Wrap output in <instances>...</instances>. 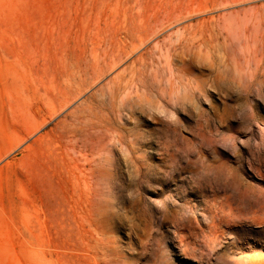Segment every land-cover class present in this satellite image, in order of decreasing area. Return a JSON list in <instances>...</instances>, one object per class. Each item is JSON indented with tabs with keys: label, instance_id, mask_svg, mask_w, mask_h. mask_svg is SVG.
I'll use <instances>...</instances> for the list:
<instances>
[{
	"label": "rangeland",
	"instance_id": "rangeland-1",
	"mask_svg": "<svg viewBox=\"0 0 264 264\" xmlns=\"http://www.w3.org/2000/svg\"><path fill=\"white\" fill-rule=\"evenodd\" d=\"M232 181L264 200V0H0V264H264Z\"/></svg>",
	"mask_w": 264,
	"mask_h": 264
},
{
	"label": "bare ground",
	"instance_id": "bare-ground-1",
	"mask_svg": "<svg viewBox=\"0 0 264 264\" xmlns=\"http://www.w3.org/2000/svg\"><path fill=\"white\" fill-rule=\"evenodd\" d=\"M194 9V8H193ZM195 10V9H194ZM163 14V13H162ZM181 20V19H180ZM162 21V20H161ZM165 21V20H164ZM160 22V21H159ZM158 22V23H159ZM173 22V21H172ZM181 22V21H180ZM145 23V22H144ZM147 23V22H146ZM161 23V22H160ZM163 23V22H162ZM150 24V23H149ZM149 24H148V26H149ZM146 25V24H145ZM162 25V24H161ZM147 26V27H148ZM136 27V26H135ZM146 27V28H147ZM152 27V26H151ZM221 28V27H220ZM137 29V28H136ZM148 29H149V27L146 29V31H148ZM260 29V28H259ZM129 30H132L131 28L129 29ZM128 30V31H129ZM140 30V29H139ZM139 30H136V31H138L139 32ZM163 30V28L161 29V31ZM145 31V32H146ZM160 31V30H159ZM126 32V31H125ZM144 32V31H143ZM152 32H154V30L152 31ZM151 32V33H152ZM156 32V31H155ZM158 32V31H157ZM129 33V32H128ZM127 33V34H128ZM131 34L130 35H132V33H135V32H130ZM139 33H141V31L139 32ZM150 33V34H151ZM122 34H124V33H122ZM126 34V33H125ZM124 34V36H126ZM149 34V35H150ZM153 34H155V33H152V35ZM158 34H159V32H158ZM129 35V34H128ZM129 35V37L131 38L132 36H133V39H134V35H132V36H130ZM148 35V34H147ZM148 35V36H149ZM156 37V36H155ZM186 37V36H185ZM128 38V37H127ZM127 38H126V40H127ZM138 38V37H137ZM152 38V37H151ZM151 38H149V40L151 39ZM129 39V38H128ZM132 39V38H131ZM131 39H129L130 41H131ZM148 40V39H147ZM105 44L108 42V39L106 40L105 39ZM109 41H110V39H109ZM128 41V40H127ZM102 41H100V42H98V44L101 46V43ZM114 42H116V41H114ZM129 42V41H128ZM127 43V42H126ZM145 43V42H144ZM94 44V43H93ZM97 44V43H96ZM97 44V45H98ZM95 45V44H94ZM108 44H106V46H107ZM110 46H114L113 44H109ZM145 45V44H144ZM99 46V47H100ZM105 46V45H104ZM103 46V47H104ZM105 46V47H106ZM98 47V46H97ZM102 47V46H101ZM102 47V48H103ZM104 47V48H105ZM109 47V46H108ZM115 47V46H114ZM102 48H100V50H102ZM159 48V47H158ZM94 49H96V47H94ZM107 49V48H106ZM106 49H103V52H102V54H100V52H99V56L98 55H94V56H96L97 58H96V64H101V62L100 61H102L103 62V64H106V65H108V66H112L111 68H113L114 66H116L118 63L116 62V58L115 59H112L111 61H107L108 60V57H109V52H111V50L112 49H110V51H109V49H108V51L106 50ZM148 49V48H147ZM105 50V51H104ZM171 50H172V47L171 48H168V50L166 51V52H162V56H163V58H164V60H163V63H164V65L162 66V68H164V69H166V70H168V72H169V74H170V80H171V83L173 82V84H175V82L176 81H174V80H176V77H179V76H176V72H179L180 73V68H178V67H176V64H175V61H174V59H173V57H172V53H171ZM96 52L98 51L97 49L95 50ZM146 51V50H145ZM135 52V51H134ZM111 53H113V52H111ZM142 56H144V52H142V53H140V58L142 57ZM110 58V57H109ZM91 59H93L92 57H91ZM153 59V58H152ZM229 59V58H228ZM86 61V60H85ZM88 61H89V59H88ZM92 61V60H91ZM119 61H121V59L119 60ZM118 61V62H119ZM152 62H154L153 60H152ZM228 62H229V60H228ZM89 63V62H88ZM91 63V62H90ZM89 63V64H90ZM92 65H93V63H91ZM82 66V65H81ZM90 66V68L91 67H94V65L93 66H91V65H89ZM97 66V65H96ZM261 66V65H260ZM84 67V66H83ZM99 67V66H98ZM101 68H98V70L99 69H102V66H100ZM87 67H85V69H86ZM107 68H110V67H107L106 66V69ZM88 69V68H87ZM86 69V70H87ZM95 69V68H94ZM104 69V68H103ZM116 69V68H115ZM83 70V69H82ZM85 70V71H86ZM89 70V69H88ZM87 70V71H88ZM137 70V69H136ZM135 70V71H136ZM176 70H178V71H176ZM84 71V72H85ZM87 71H86V73H87ZM92 71H93V68H92ZM94 71H97V68L94 70ZM183 71V70H182ZM167 72V73H168ZM85 73V74H86ZM99 73V72H98ZM88 74H91V75H95L96 76V73H88ZM100 74V73H99ZM102 74H104L103 72H102ZM101 74V75H102ZM91 75H89V77L91 76ZM183 75L185 76L186 75V73L185 72H183ZM189 75V74H188ZM84 76V75H83ZM85 77H86V75H85ZM91 77H93V76H91ZM90 77V78H91ZM99 77V76H98ZM135 77H137V76H135ZM95 78V77H94ZM93 78V79H94ZM183 78H185V77H183ZM92 79V80H93ZM137 79V78H136ZM132 80V79H131ZM123 81V80H122ZM186 81V80H185ZM185 81H183V83L185 82ZM191 82V81H190ZM97 84H99V83H97ZM123 84V83H122ZM184 85H185V83H184ZM187 85V84H186ZM129 83L127 84V85H118V86H116L115 87V89L113 88V90H116L119 94H121L123 91L125 92V94L127 95L128 94V92H127V90L129 89ZM91 87V86H90ZM104 89V88H103ZM105 91V90H104ZM84 92V91H83ZM102 92H103V90H102ZM104 93H106V92H104ZM109 93V92H108ZM107 93V94H108ZM73 94V93H72ZM110 96V95H109ZM117 97V96H116ZM113 100V99H112ZM111 100V101H112ZM90 102V101H89ZM112 103H113V101H112ZM61 123V122H60ZM94 128V127H93ZM96 128V127H95ZM99 129V128H98ZM102 146H104V145H102ZM101 147V146H100ZM105 147V146H104ZM259 162V161H258ZM257 164V163H256ZM258 165V164H257ZM87 166V165H86ZM113 166V165H112ZM91 167H92V165H91ZM114 167V166H113ZM80 168V167H79ZM82 168V167H81ZM80 168V169H81ZM102 168H104L106 171H108L109 170V173H111L110 171H112L113 170V168H111V167H108V166H103ZM262 168V167H261ZM115 169H116V167H115ZM114 169V170H115ZM82 170V169H81ZM97 168H93L92 170L90 169V171H92V176L90 177V180H88V183H87V185L89 186V187H91L90 189L93 191V192H96L97 190H98V186H99V181L102 179V175H100V173H97ZM82 172V171H81ZM113 172V171H112ZM115 172H116V170H115ZM114 173V172H113ZM215 173V172H214ZM84 174V173H83ZM79 175V174H78ZM85 175V174H84ZM90 175V174H89ZM116 175V174H115ZM81 177H83L82 175H81ZM84 179V178H83ZM246 180V179H245ZM86 182H87V180H86ZM200 182H201V180H200ZM246 183V182H245ZM77 184H79V181H78V183ZM82 184V183H81ZM219 184V183H218ZM83 185V184H82ZM83 186H85V185H83ZM79 187V186H78ZM76 188V189H80V187L79 188ZM97 187V188H96ZM215 187V186H214ZM217 187V186H216ZM219 187V186H218ZM84 188V187H83ZM83 188H81V190L83 189ZM87 188L88 187H86V188H84V189H86L87 190ZM222 188V190L225 192V193H229V194H227V195H224V197H220L219 195H218V190L217 189H215L214 190V196H213V202H212V206L210 207V208H213L215 211V215L213 214V216H212V219H215V218H217V217H219V220L220 221H223V220H227V222H229V220L230 221H233V214H236L237 212H240V213H242V212H246V211H248V210H250V209H252V208H254V207H260V208H263L264 207V200L262 199V198H258V199H255L249 192H248V188L247 187H245V185H244V183H240V182H235V181H232V182H227V183H225V184H223V186L221 187ZM81 192V191H80ZM86 193V192H85ZM220 197V198H219ZM205 200V199H204ZM221 213V214H220ZM246 220V219H245ZM215 221L214 220H211V222H210V227L212 226V223H214ZM182 223V222H181ZM193 223V222H192ZM183 224V223H182ZM187 224H189V223H187ZM201 224V223H200ZM186 225V224H185ZM184 225V226H185ZM192 225H194V224H192ZM233 225V224H232ZM236 225V224H235ZM242 225V224H241ZM182 227V226H181ZM180 227V228H181ZM186 227H189V226H187L186 225ZM179 228V227H178ZM187 229V228H186ZM216 239V238H215ZM187 244V243H186ZM194 248V247H193ZM187 250V249H186Z\"/></svg>",
	"mask_w": 264,
	"mask_h": 264
}]
</instances>
